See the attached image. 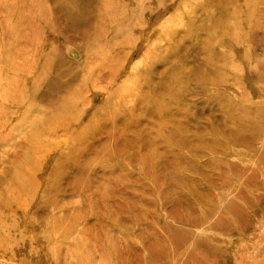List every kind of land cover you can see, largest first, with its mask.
I'll list each match as a JSON object with an SVG mask.
<instances>
[{"label": "rangeland", "instance_id": "obj_1", "mask_svg": "<svg viewBox=\"0 0 264 264\" xmlns=\"http://www.w3.org/2000/svg\"><path fill=\"white\" fill-rule=\"evenodd\" d=\"M0 264H264V0H0Z\"/></svg>", "mask_w": 264, "mask_h": 264}]
</instances>
